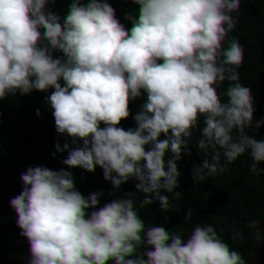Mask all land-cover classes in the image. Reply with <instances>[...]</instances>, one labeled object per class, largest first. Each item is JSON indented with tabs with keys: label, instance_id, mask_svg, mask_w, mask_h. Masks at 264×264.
Instances as JSON below:
<instances>
[{
	"label": "trees",
	"instance_id": "16d2710c",
	"mask_svg": "<svg viewBox=\"0 0 264 264\" xmlns=\"http://www.w3.org/2000/svg\"><path fill=\"white\" fill-rule=\"evenodd\" d=\"M0 264H264V0H0Z\"/></svg>",
	"mask_w": 264,
	"mask_h": 264
},
{
	"label": "clouds",
	"instance_id": "9594fccd",
	"mask_svg": "<svg viewBox=\"0 0 264 264\" xmlns=\"http://www.w3.org/2000/svg\"><path fill=\"white\" fill-rule=\"evenodd\" d=\"M166 20V13L159 12L151 18H142L139 21L140 30L143 34L148 35L160 30L161 25ZM72 54V44L60 34H56L51 51L49 54L50 60H63Z\"/></svg>",
	"mask_w": 264,
	"mask_h": 264
},
{
	"label": "water",
	"instance_id": "95a60500",
	"mask_svg": "<svg viewBox=\"0 0 264 264\" xmlns=\"http://www.w3.org/2000/svg\"><path fill=\"white\" fill-rule=\"evenodd\" d=\"M42 83H43V81L40 82V84H42ZM36 90H37V89H36Z\"/></svg>",
	"mask_w": 264,
	"mask_h": 264
}]
</instances>
